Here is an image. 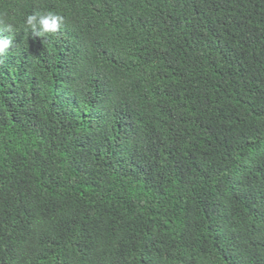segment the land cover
Listing matches in <instances>:
<instances>
[{"label": "trees", "instance_id": "obj_1", "mask_svg": "<svg viewBox=\"0 0 264 264\" xmlns=\"http://www.w3.org/2000/svg\"><path fill=\"white\" fill-rule=\"evenodd\" d=\"M9 36L0 264H264V0H0Z\"/></svg>", "mask_w": 264, "mask_h": 264}, {"label": "clouds", "instance_id": "obj_2", "mask_svg": "<svg viewBox=\"0 0 264 264\" xmlns=\"http://www.w3.org/2000/svg\"><path fill=\"white\" fill-rule=\"evenodd\" d=\"M65 23V17L55 12L39 13L34 12L27 15L25 24L32 31L33 36L43 37L45 34L57 33L61 26ZM6 30L9 32L13 31V25L7 24ZM13 41L11 37H0V56L6 54V50L10 48Z\"/></svg>", "mask_w": 264, "mask_h": 264}]
</instances>
